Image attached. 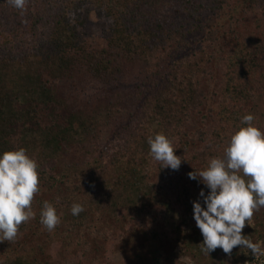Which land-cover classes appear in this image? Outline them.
Masks as SVG:
<instances>
[{"label":"trees","instance_id":"16d2710c","mask_svg":"<svg viewBox=\"0 0 264 264\" xmlns=\"http://www.w3.org/2000/svg\"><path fill=\"white\" fill-rule=\"evenodd\" d=\"M92 13L102 22L96 44L84 31ZM135 70L140 81L124 92ZM263 91L264 0H28L23 12L0 0V155L25 148L39 164L40 188L53 194L36 195L35 218L14 242H0V264H50L51 243L101 255L126 223L143 226L154 243L141 264H183L176 249L212 264L222 249L202 252L203 236L189 223L193 201L206 207L199 194L210 190L188 173L223 156L231 134L247 126L244 115L264 127ZM122 106H133L135 128L116 123ZM154 124L181 157L178 170L151 156ZM44 201L60 216L51 232L40 223ZM173 212L180 217L169 230L164 217ZM252 221L242 235L264 248V208ZM231 258L249 264L241 246Z\"/></svg>","mask_w":264,"mask_h":264},{"label":"clouds","instance_id":"9594fccd","mask_svg":"<svg viewBox=\"0 0 264 264\" xmlns=\"http://www.w3.org/2000/svg\"><path fill=\"white\" fill-rule=\"evenodd\" d=\"M7 2L22 12L28 4V0ZM255 119L253 114L244 115L240 125L247 126H238L231 134L223 156L213 157L204 169L188 173L190 179L199 178L210 190L207 196L203 190L199 194L206 207L193 201V218L203 236L201 251L208 256L217 248L230 256L235 247L241 246L251 250L255 259L264 257L261 244L242 235L247 222L264 208V132L254 125ZM148 144L161 168H180L182 159L166 135L149 137ZM38 169V162L23 147L0 155V242H14L21 225L35 218L32 203L40 191ZM82 211L79 203L71 206L73 215ZM40 223L49 232L60 223L56 208L48 201L43 202Z\"/></svg>","mask_w":264,"mask_h":264},{"label":"rangeland","instance_id":"374dc122","mask_svg":"<svg viewBox=\"0 0 264 264\" xmlns=\"http://www.w3.org/2000/svg\"><path fill=\"white\" fill-rule=\"evenodd\" d=\"M227 11H220L219 13L216 12L217 17L221 19L220 21L223 23H229V18L227 16ZM225 17V19L228 20H222V16ZM243 13L239 10L238 16L242 17ZM249 20L251 23L247 20L244 23H247L248 25V33H252L253 29L256 25V18L255 16L249 17ZM102 27L101 20H98L94 13L90 15V18L86 22V26L84 28V31L87 33L89 40L96 44L99 41V33ZM238 26H236V29ZM100 44V43H99ZM137 70L133 72V74L129 75L123 80V88L124 92H127L129 89H131L136 83L140 81V77H138ZM214 81V80H211ZM209 81L208 83L211 84L210 86H213L215 82ZM207 88V86H206ZM133 89V88H132ZM89 92L92 94L93 98L96 99L97 90L96 88L90 87ZM259 104L260 108L259 110L264 111V91L260 94L259 97ZM128 109V110H127ZM133 106H129L125 109L124 106L121 107L120 114L116 116L115 120L117 124H126L127 121H130V125L135 128V126L138 123V118H136L135 114H132ZM129 111L131 112V115L129 114ZM155 124L152 127V134L155 136L156 134H163V132L158 129L156 130ZM262 132H264V127L260 129ZM105 139L109 137V133L106 132L104 135ZM122 141L119 138H115V141L113 142L115 145L121 143ZM116 147V146H115ZM37 196H42L44 199H50L53 194L52 192L47 191L46 188H40L39 193ZM36 210L40 209V206H36ZM262 209V208H261ZM179 214L177 212L170 213L164 217V223L166 228L171 230L174 225L179 221ZM191 225H196L195 220L189 221ZM249 225H245V228H253L255 225L253 221L247 222ZM142 227L138 223H126L122 228L116 229L115 236L113 240H111L110 244L107 243L106 248L103 245V249H101V255L99 254V248H97L96 252L90 253H84L81 252L82 250L77 247L76 243H71L69 246H67L65 249L58 246L55 243H51L49 246L46 247V255L48 260L50 261V264H141V260L148 257V250L149 248L154 244L151 241H146L141 236ZM254 243H260V240H253ZM105 244V243H104ZM262 247V244H261ZM263 248V247H262ZM165 254H167L168 249L165 247L161 248ZM242 249V247H241ZM243 251V257L248 259L249 264H264V257H260L258 259H255V257L252 255L251 250L242 249ZM175 253H178L177 256L178 259H180L183 264H197L194 263L192 260V257L185 254L183 250L176 249ZM102 259V261H100ZM212 264H220L222 261L225 264H231L232 258L231 255H227L221 250L218 252L216 257L213 258ZM220 261V262H219ZM180 262V261H178Z\"/></svg>","mask_w":264,"mask_h":264}]
</instances>
